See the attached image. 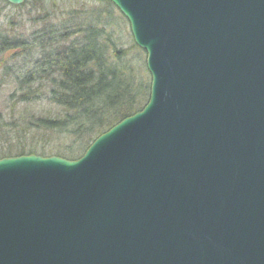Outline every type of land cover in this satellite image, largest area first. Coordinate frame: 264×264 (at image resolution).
<instances>
[{"label": "water", "instance_id": "obj_1", "mask_svg": "<svg viewBox=\"0 0 264 264\" xmlns=\"http://www.w3.org/2000/svg\"><path fill=\"white\" fill-rule=\"evenodd\" d=\"M97 1L149 101L77 160L0 159V264H264V0Z\"/></svg>", "mask_w": 264, "mask_h": 264}, {"label": "trees", "instance_id": "obj_2", "mask_svg": "<svg viewBox=\"0 0 264 264\" xmlns=\"http://www.w3.org/2000/svg\"><path fill=\"white\" fill-rule=\"evenodd\" d=\"M93 1L81 22L73 10L61 29L43 24L24 34L20 26L26 17L37 23L52 17L49 1L26 0L15 7L0 0V13L6 7L15 13L0 18V57L18 51L15 57L23 59L20 67L7 68V84L14 89L10 99L18 108L47 103L55 109L27 117H15L12 110L5 123L0 116V142L7 145L0 159L48 156L51 143L63 142L68 146L58 156L77 160L99 136L148 103L151 77L145 52L133 40L134 45L124 49L115 32L128 22L113 4Z\"/></svg>", "mask_w": 264, "mask_h": 264}, {"label": "rangeland", "instance_id": "obj_3", "mask_svg": "<svg viewBox=\"0 0 264 264\" xmlns=\"http://www.w3.org/2000/svg\"><path fill=\"white\" fill-rule=\"evenodd\" d=\"M49 2V8L52 11V17H50L47 21L45 22H32L29 21V17H26L25 21L23 24L20 26V31L26 33H31L33 30H38L41 29V26L43 24H46L45 26L47 28H53L54 30L61 29L66 23L65 20H67L69 17H71L73 10L76 11L79 15V18H74L75 20H79L78 22H81V19H84V15L82 12H84L86 9H92V6L94 5L93 0H88L89 2H83V0H48ZM93 4L92 6L90 5ZM5 5H1V7ZM85 9V10H84ZM15 15V13L12 12L10 8H5L2 9L0 13V18L5 17V16H11ZM37 16V13H33V18ZM73 19V20H74ZM71 23L70 19L68 20ZM1 23V22H0ZM40 27V28H36ZM118 29V27H116ZM120 30L115 32V35L118 36L119 38V44L121 46H124V49H129L130 46L134 45L133 43V38L130 32V27L125 24L121 27ZM19 52L18 51H11L8 53H5L3 56L0 57V116L2 117V120L7 122V117L8 113L11 112L12 110L15 112L14 115L15 117L25 115L24 117H27V115L30 114H48L50 112L55 111V109L50 106L47 103H38L37 105H29L26 107L18 108L15 106V102L10 99L11 95L13 94L14 89L12 88L11 85H8V78H7V68L13 67L18 68L21 65H23L22 58L20 57H15L17 56ZM146 55V54H145ZM12 113V112H11ZM5 130V128H3ZM3 139H5L6 134L3 131L2 132ZM36 144V143H35ZM42 145V144H41ZM66 145L63 142H54L51 143L46 151V155L48 156H43V157H51V156H58L60 153L59 150L66 149ZM16 148H12L11 152H15ZM7 152V145L5 142H0V157L2 155H5ZM38 156H42L40 154H34ZM60 157V156H58Z\"/></svg>", "mask_w": 264, "mask_h": 264}]
</instances>
